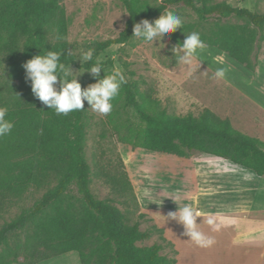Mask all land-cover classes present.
Segmentation results:
<instances>
[{
	"label": "trees",
	"instance_id": "16d2710c",
	"mask_svg": "<svg viewBox=\"0 0 264 264\" xmlns=\"http://www.w3.org/2000/svg\"><path fill=\"white\" fill-rule=\"evenodd\" d=\"M119 1L127 13L123 29L116 38L95 45L93 60L78 65L67 42L68 20L61 0H0V106L8 108L6 118L14 124L11 133L0 138V219L31 189L43 191L32 206L21 208L13 219L0 225V264H39L70 252L77 253L80 264L176 263L174 257L160 254L164 245L172 247L162 230L155 226L140 229L144 214L130 223L112 200H99L92 194L91 170L84 155L85 109L57 115L33 95L22 66L36 55L56 51L70 68L88 71L100 53L133 38L135 23L144 19L154 22L170 8L183 6L201 22L216 21L206 35H200L207 46L253 71L264 42V12L213 0ZM190 29L183 24L178 30ZM121 91L126 106L144 128L120 141L132 149L156 152L145 154L155 162L151 172L161 167L163 156L189 159L207 155L264 176V143L235 130L228 119L206 108L198 116H171L148 97L142 96L139 102L129 83L122 85ZM106 182L123 199L121 204H126L129 194L138 208L121 159L118 172L107 176ZM71 187L77 197L70 195ZM153 233L160 235L163 244L137 245Z\"/></svg>",
	"mask_w": 264,
	"mask_h": 264
},
{
	"label": "rangeland",
	"instance_id": "374dc122",
	"mask_svg": "<svg viewBox=\"0 0 264 264\" xmlns=\"http://www.w3.org/2000/svg\"><path fill=\"white\" fill-rule=\"evenodd\" d=\"M140 2L154 4L156 0ZM213 2H225L232 7L264 12V0H213ZM61 5L68 20L67 42L78 65L86 62L81 58L82 52L94 49L97 43L116 38L127 19V13L119 0H61ZM168 11L180 15L183 24L190 26L191 29L178 30L175 39L171 37V33L163 39L154 40L151 44L133 36L125 44L109 47L95 58L96 61L99 59L105 63L103 67L105 73L102 70L100 78L119 66L139 102L142 101V96L148 97L159 109L171 116L180 117L188 114L198 116L206 108L219 118L228 119L235 130L256 139L259 137L264 143V42L261 44L253 71H248L244 66L229 59L225 53L209 46L200 54L199 60L193 61L189 70L178 64L172 49L194 31L206 35L216 21L201 22L190 9L183 6L172 7ZM228 21L238 23L234 19ZM218 56L224 57L225 65L230 69L226 79L220 81L211 79L215 70L224 66L216 60ZM71 70L81 84L82 90L97 82L87 70L76 67ZM112 104V111L102 115L92 111L88 102L84 101L87 114L84 155L91 170L90 190L99 200H112L118 209L126 213L130 223L137 221L139 214H144L140 229H150L155 226V215L158 210L147 209L153 208L163 197L166 198L167 193L174 192L175 189H182L188 193V187L189 189L193 187L196 179L189 162L171 155L160 157L163 161L161 167L151 172V169L155 168V162L146 157L145 154L148 152L140 148L132 149L120 141L129 139L133 131L140 133L144 124L135 112L126 106L121 90ZM119 159L123 161L128 173L138 208L129 194L124 199L126 204H121L120 201L123 199H119L111 185L106 182L107 176L118 172ZM156 174L159 176L158 179ZM160 174H164L165 179L173 176L169 180H164ZM148 177L156 181L150 185L156 193L152 200L142 196L143 189L149 186ZM42 193L43 191L31 189L21 203L10 208L0 219V225L13 219L21 208L32 206ZM70 195L78 196L73 187L70 189ZM162 208L171 207L164 204ZM153 243L163 244L158 233H153L149 240L137 245L148 247ZM164 247L160 254L173 258L172 247L167 245ZM40 264L80 262L77 253L70 252Z\"/></svg>",
	"mask_w": 264,
	"mask_h": 264
},
{
	"label": "crops",
	"instance_id": "0c3cea01",
	"mask_svg": "<svg viewBox=\"0 0 264 264\" xmlns=\"http://www.w3.org/2000/svg\"><path fill=\"white\" fill-rule=\"evenodd\" d=\"M179 159L189 162L196 179L181 205L191 203L220 215L216 217L218 231L206 223V216L197 218L200 230L215 239L213 246L201 248L184 234L186 229L178 219L169 218L168 214H178L180 207L173 197L166 195L147 209L158 210L155 226L176 252L175 264H264V176L207 155ZM164 204L171 208H162Z\"/></svg>",
	"mask_w": 264,
	"mask_h": 264
},
{
	"label": "clouds",
	"instance_id": "9594fccd",
	"mask_svg": "<svg viewBox=\"0 0 264 264\" xmlns=\"http://www.w3.org/2000/svg\"><path fill=\"white\" fill-rule=\"evenodd\" d=\"M182 26L183 19L180 15L165 11L154 22L144 19L139 23H135L133 36L140 38L145 43L152 44L154 40L163 39L178 29H182ZM206 48L207 45L201 39L200 34L194 31L186 35L185 40L175 46L172 51L178 60V64L191 70L193 61L199 60L200 54ZM93 56L94 50L89 49L82 52L81 58L84 61H91ZM216 60L224 66L218 67L211 79L217 81L225 80L230 69L225 65L223 56L216 57ZM22 67L26 72L27 80L31 82L33 95L47 108L54 110L57 115H67L73 111L83 110L85 100L92 111L107 115L112 111V101L119 95L122 85L127 83L119 66L114 67L110 73L100 78L103 65L97 59V62L88 70L97 82L82 90L81 84L73 75L70 65L62 63L61 53L56 51H48L43 55H36L26 61ZM207 71L204 73L205 75ZM57 85H59V88H57ZM7 115L8 108L0 106V138L9 135L14 127V124L6 118ZM148 179L149 186L143 189L142 196L145 199L152 200L156 193L153 192L150 185L156 181L151 177H148ZM163 191L165 194L164 189ZM167 195L168 197H173L178 203L189 198L187 192L179 189L167 193ZM168 215L170 219H178V222L186 229L184 234L195 245L201 248H209L215 244V239L202 232L199 228L200 224H197L196 220L198 217L206 216V223L213 231H218L219 225L216 224V217L220 215L219 212H204L191 203L183 205L180 203L178 214L169 213Z\"/></svg>",
	"mask_w": 264,
	"mask_h": 264
},
{
	"label": "water",
	"instance_id": "95a60500",
	"mask_svg": "<svg viewBox=\"0 0 264 264\" xmlns=\"http://www.w3.org/2000/svg\"><path fill=\"white\" fill-rule=\"evenodd\" d=\"M144 151H146V150H144ZM147 152H150V151H147ZM150 153H156V152H150Z\"/></svg>",
	"mask_w": 264,
	"mask_h": 264
}]
</instances>
